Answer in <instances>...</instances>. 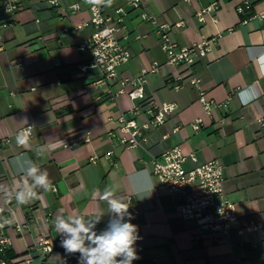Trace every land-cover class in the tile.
Here are the masks:
<instances>
[{
	"label": "crops",
	"instance_id": "crops-1",
	"mask_svg": "<svg viewBox=\"0 0 264 264\" xmlns=\"http://www.w3.org/2000/svg\"><path fill=\"white\" fill-rule=\"evenodd\" d=\"M72 1L60 0L54 7L48 0H20L17 13L0 11V231L10 237L8 249L18 255L14 259L27 264L30 246L42 239L52 249L44 254L36 247L32 263L87 264L85 253L65 251L61 241L71 234L58 232L54 222L76 227L81 219L96 236L103 235L110 221L118 220L109 206L117 200L129 206L130 222L137 226L136 264H264V0H253L243 12L237 10L242 0H142L159 23L184 22L169 32L179 47L209 41L206 55L195 62L200 88L213 101L209 112L196 87L175 88L174 67L166 63L156 26L124 0L102 4L104 13L113 14L119 6L127 13L123 41L131 56L119 66V75L135 76L154 61L159 67L146 76L145 99L132 100L126 93L107 97L118 82L95 84L98 68H78L91 59L90 51L78 45L94 27L85 1L77 12L63 14ZM212 2L216 11L200 21L197 12ZM77 24L81 28L72 30ZM163 102L175 107L164 124L146 131V142L135 147L120 142V113L130 118L129 110L139 105L134 117L141 123L150 103ZM27 124H32L31 136L19 146L16 136ZM62 140L73 142L63 145ZM176 145L197 157L184 162L186 169L213 158L223 165V197L234 203L237 215L228 236L214 240L183 220L176 210L183 196L158 188L151 159ZM32 167L39 169L36 176L47 171L48 190L29 175ZM31 191L35 194L29 197ZM20 193L26 203L18 202ZM14 219L26 220L28 231L15 233ZM84 246L97 247L87 238Z\"/></svg>",
	"mask_w": 264,
	"mask_h": 264
},
{
	"label": "built area",
	"instance_id": "built-area-1",
	"mask_svg": "<svg viewBox=\"0 0 264 264\" xmlns=\"http://www.w3.org/2000/svg\"><path fill=\"white\" fill-rule=\"evenodd\" d=\"M81 1L85 0H74L66 7H63V14L67 16L68 12H77L80 9ZM48 2L54 7L61 5L60 0H48ZM124 2L131 8L140 9V18L156 26V32L161 37V48L166 53V63L174 67L172 78L178 81L175 84V88L184 83H190L196 87L199 91V102L203 109L209 112L213 101L207 98L205 91L200 88L201 79L195 71V62L197 58L206 55L209 41L202 39L191 42L188 46L179 47L170 39L169 32L173 29L182 28L184 26L183 21L180 20L173 24L159 23L155 15L145 7L142 0H124ZM252 3L253 0H242L237 6V10L239 12L250 10ZM102 4L103 0L99 4H88L91 14L90 23L93 25L94 31L89 37L79 43L78 48L88 49L91 59L86 64H79L78 68L82 71L90 67L98 68L101 72V77L95 81V84L102 80L106 82L116 80L119 86L116 90L111 88L107 90L106 96L109 98H115L119 94L126 93L132 100L145 99L143 85L146 82V76L149 72L157 71L159 64L154 61L148 69L141 70L135 76L119 75V66L131 56L128 45L123 41V39L127 38V13L122 6L116 7L113 14L104 13ZM216 8L217 2L208 4L197 12L198 19L204 21L205 14L215 12ZM20 10V0H0V11L6 14H15ZM212 17L215 18L216 15H212ZM81 26L82 24L74 25L72 30L77 31ZM69 30L68 27L63 28V31ZM143 36L138 35V37ZM174 107V103L171 102L150 103L147 109L148 118L141 123L137 122L134 117L140 108L139 105H133L129 110L130 118H127L124 113H120L117 117L120 122V142L126 147L141 146L147 140L146 131L152 127L164 124L166 114L171 112ZM199 121L196 120L193 123L195 129L199 128ZM28 127L32 129V124L23 126L19 132ZM83 138L86 141L89 140L87 134ZM6 142L9 143L10 141L6 139ZM71 142L73 140H62L61 143L68 145ZM112 153V151L106 153L111 162H113ZM188 158L194 162L197 161V157L193 152L185 154L177 145L166 150L159 158H152L150 168L158 181V188L183 196V201L176 206V210L183 220L192 222L200 230L208 232L214 240H217L219 236H228L231 230V223L236 219L237 215L234 203L223 197V165L219 160L213 158L186 169L183 164ZM53 191H56L55 187H53ZM29 193L35 194L33 191ZM3 212L4 208L0 204V216ZM9 213L14 216L12 208H9ZM48 215L43 211L45 221H47ZM28 228L29 225L26 220L18 222L14 219L13 231L15 233H26ZM9 243L10 237L0 231V264H7V260L1 255L8 248ZM44 243H46L45 240L39 239L30 246L27 257L24 260L27 264H34L32 263V254L35 253L34 249L36 247L40 246L44 254L51 251L52 247ZM137 256L139 259L138 253ZM138 259L133 260L132 264H136ZM10 261L13 264H19L17 259H11ZM155 263L159 264L156 261Z\"/></svg>",
	"mask_w": 264,
	"mask_h": 264
},
{
	"label": "clouds",
	"instance_id": "clouds-1",
	"mask_svg": "<svg viewBox=\"0 0 264 264\" xmlns=\"http://www.w3.org/2000/svg\"><path fill=\"white\" fill-rule=\"evenodd\" d=\"M88 4H99L101 0H85ZM106 6H111L113 0H103ZM26 121L23 118L21 122ZM32 133L31 127L23 129L16 136V142L19 146H24ZM55 147L54 145L52 146ZM37 167H32L29 169V175L34 176L36 183L43 185L45 190L51 187V181L48 178V173L45 172L42 175L36 176L38 172ZM29 196L33 195L28 193ZM17 200L20 203H26V198L24 193H20L17 196ZM109 206L112 212L117 214V221H110L108 230L104 232L103 235L96 236L95 232L89 227L85 226V223L81 219L75 221L76 227L71 226L69 223L64 221H55V229L58 232H67L71 234L70 239H65L61 241L62 247L69 254L76 252L85 253L88 257L87 264H132V261L138 259L136 249L134 247L135 242L138 237L137 226L132 224L130 221L132 219L131 214L128 212L129 206L124 202L117 200H111ZM127 216V219H125ZM99 221L97 220L96 223ZM0 224V227H3ZM95 227V225H93ZM84 234L82 236L81 234ZM91 233V234H90ZM85 238L91 240L97 245L95 248H86L84 246ZM123 254L124 259L117 261L116 257Z\"/></svg>",
	"mask_w": 264,
	"mask_h": 264
},
{
	"label": "trees",
	"instance_id": "trees-1",
	"mask_svg": "<svg viewBox=\"0 0 264 264\" xmlns=\"http://www.w3.org/2000/svg\"><path fill=\"white\" fill-rule=\"evenodd\" d=\"M18 255L13 254L10 249H6L5 252L1 255L5 260H7V264H13L10 260L16 258Z\"/></svg>",
	"mask_w": 264,
	"mask_h": 264
}]
</instances>
